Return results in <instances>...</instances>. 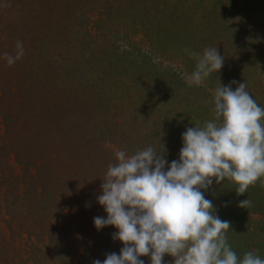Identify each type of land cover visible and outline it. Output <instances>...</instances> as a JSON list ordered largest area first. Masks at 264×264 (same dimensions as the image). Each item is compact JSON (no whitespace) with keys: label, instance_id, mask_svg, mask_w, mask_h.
<instances>
[{"label":"trees","instance_id":"trees-1","mask_svg":"<svg viewBox=\"0 0 264 264\" xmlns=\"http://www.w3.org/2000/svg\"><path fill=\"white\" fill-rule=\"evenodd\" d=\"M18 40L25 54L9 66ZM206 47L223 67L190 85L189 52ZM233 81L264 108V0H0V264H42L41 249L52 264L119 253L117 229L93 223L107 216L97 197L116 151L162 143L179 160L182 133L214 118L216 87ZM262 182L238 195L213 179L204 193L238 258L264 259Z\"/></svg>","mask_w":264,"mask_h":264},{"label":"clouds","instance_id":"clouds-1","mask_svg":"<svg viewBox=\"0 0 264 264\" xmlns=\"http://www.w3.org/2000/svg\"><path fill=\"white\" fill-rule=\"evenodd\" d=\"M24 54L18 40L14 52H4L2 58L12 66ZM189 55L196 60L185 77L190 85L218 73L225 59L217 47ZM234 83L216 87L210 101L213 119L182 133L179 160L169 164L161 141L163 154L153 146L130 156L116 151L117 162L108 165L97 197L107 216H96L93 223L97 230L117 229L112 239L123 247L93 264H144L143 256L151 264H163L166 254L174 257L173 264H264L253 251L238 258L227 242L230 222L219 218L204 194L213 179L220 185L227 178L243 195L264 177V108L251 97L246 82L233 90ZM238 206L245 209L252 202L245 199Z\"/></svg>","mask_w":264,"mask_h":264},{"label":"rangeland","instance_id":"rangeland-1","mask_svg":"<svg viewBox=\"0 0 264 264\" xmlns=\"http://www.w3.org/2000/svg\"><path fill=\"white\" fill-rule=\"evenodd\" d=\"M1 228H3V226H1ZM18 244V243H17ZM30 245L29 243H26V241H23L21 243V245L23 247H25L26 245ZM39 248L41 249V247L39 246ZM40 257H41V260H42V264H52V261H51V257H50V252L49 251H44L43 249H41L40 251Z\"/></svg>","mask_w":264,"mask_h":264}]
</instances>
